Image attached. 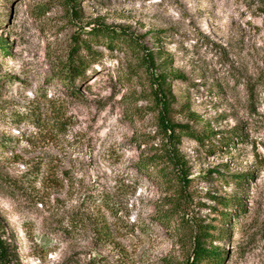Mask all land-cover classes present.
<instances>
[{"label": "rangeland", "instance_id": "374dc122", "mask_svg": "<svg viewBox=\"0 0 264 264\" xmlns=\"http://www.w3.org/2000/svg\"><path fill=\"white\" fill-rule=\"evenodd\" d=\"M0 40V264H185L198 224L264 264V0H0ZM160 115L217 133L175 144L183 184L136 165L170 151Z\"/></svg>", "mask_w": 264, "mask_h": 264}, {"label": "trees", "instance_id": "16d2710c", "mask_svg": "<svg viewBox=\"0 0 264 264\" xmlns=\"http://www.w3.org/2000/svg\"><path fill=\"white\" fill-rule=\"evenodd\" d=\"M93 29L89 30L92 31ZM106 31V30H105ZM104 31V32H105ZM109 33L108 31H106ZM92 33V32H90ZM103 33L100 30H97L95 34ZM124 37V41L127 44V46H130L133 48L135 46L133 40L129 36L122 35ZM107 47H111L110 44H106ZM82 47L85 51L89 52L90 48L88 45V42L85 41L82 43ZM0 50H6V44L0 40ZM83 64L82 60H71L68 64V71L65 75L58 76L59 79L67 80L69 83H73L74 76H80L83 74ZM168 76L158 74L156 77L152 78L154 82H156L157 87L153 89L154 94V100L157 104L162 103V106L164 102L166 101L165 96L163 93L159 92L161 90H164L165 87L162 85H165V79ZM179 78H182L180 76ZM160 111H166V109L161 108ZM158 124L163 132L167 134L168 138V145L170 146V151H165V154H155L150 156V159H140L137 161L136 165L138 168H145L149 165L152 166V169H156V173H158L159 177L163 181L169 182L171 180L172 174L174 173L175 177L180 181L182 184L183 181L186 179L181 171V159L180 155L178 154L176 150L175 144L179 142V139L182 135H185L187 137L193 138L197 140L198 142H201L204 137H210L215 136L217 133L214 131H209L208 133L202 132L201 134L198 131H193L191 128H188L186 125L178 124V123H171L168 122L167 119L164 116H159ZM223 144L228 143V139L226 137H222L221 139ZM177 166H179V169H177ZM170 172V173H169ZM245 177H249L248 175H240L236 174L231 177L232 182L234 185L238 188L242 187L243 182L245 181ZM219 201V204L223 209H227L231 206L237 207L238 201L236 198H217ZM177 209L176 211H172L169 214H161L158 216V220H160L163 223H168L169 221H172L174 219L173 216L177 215ZM221 213V218L227 217V213ZM229 220V217H228ZM197 227V234L194 236L193 246L190 253V258H188L185 262V264H221L223 261L225 254L222 253V251L218 248H205V239L211 238L212 235L207 234V230L210 226H204L202 224H198ZM211 245V243H210ZM7 244H5L2 239H0V259L1 260H7Z\"/></svg>", "mask_w": 264, "mask_h": 264}]
</instances>
